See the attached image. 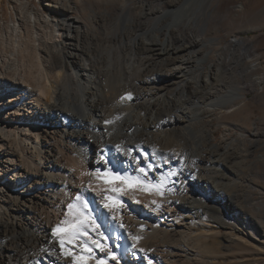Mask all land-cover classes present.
Instances as JSON below:
<instances>
[{
    "label": "bare ground",
    "instance_id": "1",
    "mask_svg": "<svg viewBox=\"0 0 264 264\" xmlns=\"http://www.w3.org/2000/svg\"><path fill=\"white\" fill-rule=\"evenodd\" d=\"M49 1L61 17L55 11L42 17L32 12L11 30L9 41L0 34V110L7 109L0 114V264H72L61 256L52 230L71 219L69 204L84 201L109 237L101 243L116 254L112 260L94 249L88 264L100 258L108 264H218L215 246L222 232L217 224L230 228L223 234L227 240L249 245L229 218L238 217V208L245 213L249 193L235 190L236 182L230 185L245 166L228 140L212 143L215 133L207 119L246 113L249 84L216 89L220 64L213 73L205 70L189 43L171 42L187 31L201 40L191 25L209 11L212 0L198 8L161 0L165 6L155 14L149 6V23L139 34L131 33L137 24L133 16L101 24L81 13L84 0ZM117 3L122 12L135 0ZM145 6L141 1L140 13ZM245 52L237 59L252 76L260 62L249 63ZM198 66L205 71L190 77L189 70ZM129 92L132 99L121 100ZM243 124L246 131L255 126ZM223 147L225 159L217 154ZM128 151L131 155H125ZM259 163L264 167V155ZM108 168L146 184L168 177L164 195L137 185L116 197L122 207L106 208L105 195L112 194L96 169L103 174ZM171 170L178 175L168 176ZM203 192L215 204H206ZM244 222L262 253L263 223L247 216ZM45 248L47 253L41 251Z\"/></svg>",
    "mask_w": 264,
    "mask_h": 264
},
{
    "label": "rangeland",
    "instance_id": "2",
    "mask_svg": "<svg viewBox=\"0 0 264 264\" xmlns=\"http://www.w3.org/2000/svg\"><path fill=\"white\" fill-rule=\"evenodd\" d=\"M141 1H147V6L142 13L138 8ZM182 1L188 3L189 7L196 8L205 4V0ZM49 3V0H0V34H3L5 40L9 41V38L6 37L10 35L11 30L18 24L25 23L32 12L39 13L42 17L45 13L52 14V11H55L56 15L61 17V11L54 7L52 10ZM149 6L155 14L161 6H165V3H162L161 0H135V4L133 3L122 12L119 11L117 0H84L80 4V8L84 9L82 14L88 16L92 14L96 17L95 21L101 24L113 23L116 16H120L122 21L127 20L128 16H133L137 22L131 29L133 34L141 33V28L149 23L148 20L151 16ZM180 11L178 14L183 15ZM76 16L77 14H72L70 17L76 19ZM191 28L197 36L195 38L200 36L201 40H193L187 36V31L182 38L175 36L171 42L178 43L183 40L189 43L193 55L202 58L205 70H210L213 73L216 65L220 64L213 87L222 89L226 85H243L244 81L249 84L245 91L246 97H244L248 103L246 113H237L234 116L223 115L220 120L215 116L207 118L210 121L209 126L214 129L215 133L212 143H219L224 138L228 140V147L238 151L240 162L242 161L241 163L245 166L235 172V178L232 179L230 185H234L236 182L235 190L242 191L247 196L249 193V198L245 202V206L248 208L244 206L245 213H242V208H238L236 209L238 217L229 215V218L232 224L237 225L239 235H242L241 237L248 240L250 244L244 245V243L232 242L229 239L228 241L223 234L227 233V229L230 232V228L217 224L216 229L222 232V236L217 238L219 244L215 246V251L218 253V259L215 260L218 264H264V249L262 253L259 251L248 225L244 222L245 216L257 217L264 227V167L259 163V157L264 155V0H212L209 11L201 15V19L199 18L196 24L192 23ZM162 38L165 40V37ZM237 39L245 41L243 44H236L234 42ZM245 50L250 54L249 63L260 62L258 67L250 70L252 76L245 75L247 67L237 59V57L246 56ZM205 70L198 66L189 70L188 75L194 77ZM258 76L263 77L262 82L251 83L249 81L250 77L255 79ZM236 101L238 103L241 100ZM2 110H0V114L3 113ZM239 118L248 124L255 123V126H252L249 131L243 130L240 126H244V122H240ZM256 130L260 132V135L256 134ZM214 149L217 150V148ZM225 152H227L226 147L217 150V154L224 159L228 154ZM10 182L14 183V180ZM200 196L203 197L206 204H215V201L206 192ZM226 209L230 214L231 209L228 206Z\"/></svg>",
    "mask_w": 264,
    "mask_h": 264
},
{
    "label": "snow or ice",
    "instance_id": "3",
    "mask_svg": "<svg viewBox=\"0 0 264 264\" xmlns=\"http://www.w3.org/2000/svg\"><path fill=\"white\" fill-rule=\"evenodd\" d=\"M125 99L131 100L132 93L129 92L126 96L121 97V100ZM106 123H112V121H106ZM116 147L120 151H124L119 145ZM125 155H131V152H125ZM144 155L147 156L148 154L145 153ZM101 159H103V157ZM135 159L139 160V157ZM104 163L107 164V161L105 160ZM149 167L152 168L153 166L149 165ZM139 172L144 173L146 178L145 168H140ZM176 175H178L177 170H171L168 173V176ZM96 177L97 179L103 180L106 185H109L105 191L112 195H105V199L108 203L104 205V207L109 209L122 207V202L116 197L126 195L129 189H133L137 185H140L145 191L154 190L162 196L165 192V184L168 182V177L162 176L158 183L146 184L140 177L133 178L121 175L120 173L113 172L111 168H108L103 174H101L100 169H96ZM117 182H119V184H117ZM89 187H91V185H89ZM77 200H79V198H77ZM153 203H155V201H153ZM67 207L71 219H66L62 223L57 224L52 230V239L54 242L58 243L61 256L66 259L71 258L72 264H88V260L93 258V250L98 249L102 253H107L112 260H115L116 254L110 251L106 243H101V239L106 242L109 237L101 232V226L93 217L87 201L80 203L79 206H77L76 203H72ZM89 232L94 233L98 238L93 239L92 236L89 235ZM133 239L138 240L140 238L134 237ZM74 249H79V252H76ZM41 251L47 253L48 249L45 248ZM51 255H57L56 251H52ZM35 264H39V261H36ZM96 264H108V261L104 258H100L96 260Z\"/></svg>",
    "mask_w": 264,
    "mask_h": 264
}]
</instances>
